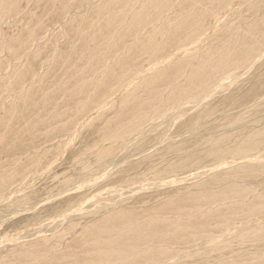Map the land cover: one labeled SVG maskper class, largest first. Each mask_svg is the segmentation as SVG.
<instances>
[{
    "label": "bare ground",
    "instance_id": "1",
    "mask_svg": "<svg viewBox=\"0 0 264 264\" xmlns=\"http://www.w3.org/2000/svg\"><path fill=\"white\" fill-rule=\"evenodd\" d=\"M262 68L264 0H0V264H264Z\"/></svg>",
    "mask_w": 264,
    "mask_h": 264
},
{
    "label": "rangeland",
    "instance_id": "2",
    "mask_svg": "<svg viewBox=\"0 0 264 264\" xmlns=\"http://www.w3.org/2000/svg\"><path fill=\"white\" fill-rule=\"evenodd\" d=\"M256 73L258 74V76H260V77L257 78V79H260V78H261V79L264 81V68H262V70H260V72L257 71ZM256 73H253V74H252V78H253V80H255L254 77H258ZM259 73L263 74V76H262L261 74H259ZM252 78H251V79H252ZM233 89H234V90H233ZM233 89H231V90L228 91V92H229V93H228V96H230V95L233 96V95H232V92L235 91V89L237 90V92L235 91L237 94H236L235 92H233V94H234V93H235L234 95H238V94H240V91L238 92V88H233ZM260 90H261V89H260ZM263 92H264V88H263L262 91H258V92H257L256 97H258V98H264V97H263V96H264V93H263ZM259 93H262L263 96H262V94H259ZM258 94H259L260 96H258ZM231 96H230V97H231ZM237 98H238V97H237ZM237 98H236V99H237ZM221 105H222V106L224 105L223 107L227 106V99H226L225 101H222V102H221ZM228 106H229V107H228ZM228 106H227V107H228V109H229L232 105H228ZM225 109H226V107H225ZM228 109H227V110H228ZM232 112H233V111H232ZM232 112H230V113H232ZM227 113L230 114L229 111H228V112H227V111L225 112V114H227ZM222 117H223V116L219 117L218 119H221ZM139 165H141V166H137L136 169H138L139 171H142V172H143L144 170H146V167H145V166H147V165L144 166V164H142V163L139 164ZM142 165H143V166H142ZM66 167L68 168V165H65L63 168L60 167L61 169H60V168H57V172L59 171V174L57 173V175L60 176V175H62V174H65L66 172H68L69 169H66ZM139 168H140V169H139ZM141 168H142V169H141ZM64 169H66L65 172H62V173H61V171H62V170L64 171ZM111 170H112V169H111ZM111 170H108L107 173H111V172H113V171H111ZM138 170H137V171H138ZM39 181H40V180H39ZM39 181H38V182H37V181H36V182L33 181L34 184L32 183L31 186H32L33 189H34V186H36V187H35L36 189H34V190H35V193H36V197H38V200H42V199H44V197L46 198L45 195L47 194V192L45 191V189L47 190L48 187L50 186V184H51V186L54 185V184H57L58 181H56L55 179H54V180H49V181H50V183H49V182H47L48 180H46V182L44 183L45 186H44L43 184H42V186H41V183L39 184ZM37 183H38V184H37ZM46 183H47V184H46ZM37 185H38V186H37ZM48 185H49V186H48ZM101 185H102V186H101ZM103 185H104V183H102V182H98V183H97V186H96L97 188H96V187H94V188H92V189L89 188L90 191H89L88 189H85V193H86V194H91V193H93V192L98 191V193L100 192V193L103 194V197H107L108 194H109V191H110V190H109V188L106 186V184H105L104 186H103ZM40 186H41V187H40ZM43 186H44L45 188H44ZM47 186H48V187H47ZM37 188H38V189L40 188V189L38 190ZM50 188H51V187H50ZM50 188H49V189H50ZM87 188H88V187H87ZM98 188H99V189H98ZM49 189H48V190H49ZM103 189H104V190H103ZM99 190H100V191H99ZM36 191H37V192H36ZM38 191H39V192H38ZM43 191H44V193H43ZM86 191H87V192H86ZM134 192H136V191H134ZM45 193H46V194H45ZM67 194H68V193H67ZM43 195H44V197H43ZM105 195H106V196H105ZM42 208H43V207H42ZM42 208H41V209H42ZM46 208H48V210H49V207H46V206H44L43 210H45ZM0 221H1V220H0ZM10 233L13 234L12 232H10ZM12 237H13V236H12ZM20 237H21V236H19L18 238H20ZM23 239H25V238H23ZM23 239H17V240L21 241V240H23Z\"/></svg>",
    "mask_w": 264,
    "mask_h": 264
}]
</instances>
